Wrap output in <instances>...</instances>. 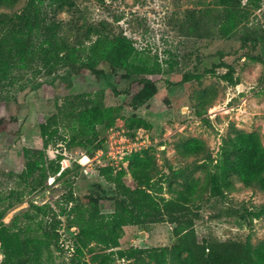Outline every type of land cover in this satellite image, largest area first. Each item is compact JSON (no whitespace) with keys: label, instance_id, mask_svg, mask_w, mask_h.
I'll return each mask as SVG.
<instances>
[{"label":"rangeland","instance_id":"374dc122","mask_svg":"<svg viewBox=\"0 0 264 264\" xmlns=\"http://www.w3.org/2000/svg\"><path fill=\"white\" fill-rule=\"evenodd\" d=\"M25 2L15 0L13 8L0 5V13L17 11ZM72 4L47 14L49 20L59 23L60 34L67 41L87 42V30L95 27L123 34L141 54L165 67L170 62L173 69L157 83L156 94L136 108L131 98L140 86L135 84L127 92L130 80L122 78L121 71L116 77L76 73L63 67L50 76L24 70L13 85H0V120L16 132L0 134V212L4 213L0 229L6 228L10 235L0 240V253L2 261L9 264H71L72 258L85 264H126L121 253L130 248L152 249L175 243L169 223L151 225L146 231L127 226L118 247L106 250L86 242L82 254H77L81 245L78 213L56 214L60 207L68 210L73 206L66 205L69 191L81 198H98L102 211L109 212L106 208L112 194L99 176L100 164L118 171L126 168L128 158L133 162L150 153L158 168V196L169 199L182 188L181 180L171 177L173 171L195 169L192 178L199 180L197 191L204 176L197 167L202 156L182 158L175 150L177 144L203 141L212 164L227 137L257 133L264 146V0L249 3L245 16L225 40L217 36L221 11L217 0H72ZM229 68L237 85L221 78ZM80 93L91 95L95 106L111 109L113 123L97 126L101 146L91 158L79 145L49 146L45 150L49 159L61 155L64 168L81 167L57 183L56 176L48 177L44 191L25 195L19 178L22 149H43L40 121L54 113L65 98ZM137 119L148 125L138 127ZM232 180L234 189L222 199L204 193L197 200L201 216L195 225L197 233L211 230L221 237L248 234L253 245L264 242V215H252L264 204V190L246 186L236 176ZM15 193L24 196L20 204L11 207ZM17 214L27 226L18 242L15 229H9L10 219ZM55 220L60 223L54 227ZM97 255L102 257L95 261Z\"/></svg>","mask_w":264,"mask_h":264},{"label":"trees","instance_id":"16d2710c","mask_svg":"<svg viewBox=\"0 0 264 264\" xmlns=\"http://www.w3.org/2000/svg\"><path fill=\"white\" fill-rule=\"evenodd\" d=\"M257 1L246 0L242 4V0H217L221 10L218 38L228 39L245 16L249 3ZM0 5L13 8L15 0H0ZM72 5V0H26L19 10L0 13V85H13L18 73L24 70L50 76L58 67H63L76 73L90 71L96 76L109 73L116 77L121 71L122 78L130 80L127 92L135 84L140 86L131 98V105L135 108L142 106L156 94L157 83L172 72V64L169 62L165 67L158 60L141 54L125 35L96 27L87 30V42L67 41L60 34L59 23L49 20L47 14ZM221 78L230 85L238 84L231 68ZM112 123L111 109L95 106L91 95L80 93L65 98L54 113L39 123L43 149H22L23 167L19 178L24 184L25 195L44 191L48 177L56 176L54 182L57 183L81 167L75 164L73 169L63 168L61 155L49 159L45 153L49 146L79 145L91 158L101 146L97 126H110ZM136 123L138 127L148 125L143 119H137ZM2 133L16 132L0 120ZM175 150L182 158L202 156L203 162L197 166L204 173L199 191V180L192 178L195 169L186 167L171 173L173 180H181L182 188L176 195L169 199L159 197L158 168L154 157L147 153L133 162L128 158L126 168L118 171L106 163L99 165V176L103 178L107 192L112 194L111 203L106 208L109 212L102 211L98 198H81L72 191L67 193L66 205L73 206L68 210L60 207L56 216L78 213L76 222L81 245L76 248L77 254H82L81 247L86 242L102 245L106 250L118 247L124 227L136 226L146 231L151 225L169 223L175 237L173 245L152 249L130 248L121 253L126 264H264V242L253 245L248 234L239 233L221 237L210 230L199 235L195 229L201 220L197 200L204 193L211 198L222 199L234 189L233 176L246 186H258L264 190V146L258 134L240 133L224 139L214 164L203 141L191 139L181 142ZM23 196V193H15L10 206L20 204ZM252 215L256 218L264 215V204ZM3 216L4 213L0 212V220ZM9 222V229H15L18 242L27 226L20 222L19 214ZM54 223L55 227L60 222L55 220ZM6 236L10 238L7 229L1 227L0 240H7ZM24 247L25 239H22L20 248ZM101 257L97 255L94 260ZM0 264L9 262L4 260ZM71 264L85 263L72 258Z\"/></svg>","mask_w":264,"mask_h":264},{"label":"built area","instance_id":"2783aa9c","mask_svg":"<svg viewBox=\"0 0 264 264\" xmlns=\"http://www.w3.org/2000/svg\"><path fill=\"white\" fill-rule=\"evenodd\" d=\"M86 160H88V158H87ZM97 162H100V161L98 160ZM62 164H63V163H62ZM63 168H64V167H63ZM1 261H2V255H1V253H0V263H1Z\"/></svg>","mask_w":264,"mask_h":264}]
</instances>
